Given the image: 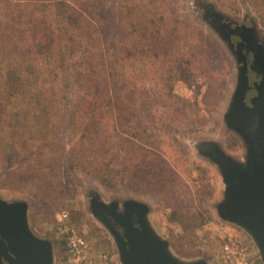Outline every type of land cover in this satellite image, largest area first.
<instances>
[{
  "label": "trees",
  "instance_id": "obj_1",
  "mask_svg": "<svg viewBox=\"0 0 264 264\" xmlns=\"http://www.w3.org/2000/svg\"><path fill=\"white\" fill-rule=\"evenodd\" d=\"M248 1L264 26V0ZM188 27L168 0H0L3 186L22 183L38 195L72 171L119 183L105 155L123 146L111 147L109 132L155 145L144 137L155 125L154 116L146 119L153 91L140 74L152 75L157 99L170 108L202 61ZM13 162L25 165L10 169Z\"/></svg>",
  "mask_w": 264,
  "mask_h": 264
},
{
  "label": "rangeland",
  "instance_id": "obj_2",
  "mask_svg": "<svg viewBox=\"0 0 264 264\" xmlns=\"http://www.w3.org/2000/svg\"><path fill=\"white\" fill-rule=\"evenodd\" d=\"M168 1L188 23L187 40L199 46L197 50L202 61L189 81L177 87L178 97L173 105L170 101V108H164L157 99L160 92L152 85V75L142 71L139 84L153 91L149 95L150 105L154 106L146 119L156 118L154 127L150 126L144 137L150 138L155 145L124 131L116 137L109 132L110 146L115 141L123 146L120 153L115 154L110 149L105 155L110 158L107 162L113 169L120 172L119 183L105 186L91 173L72 171L63 175L58 187H47L44 193L39 191L37 195L22 183L3 186L4 173L0 167V197L27 203L29 225L38 236L53 243L56 264H69L66 261L69 233L63 231L65 227L73 228L88 241L94 258L104 254L110 264H121L113 236L91 206L92 193L105 202L127 199L145 202L150 207L152 225L183 258L205 257L218 264L217 256L230 236L251 245L257 253L243 229L219 216L217 204L223 197L225 183L219 167L199 153L197 143L217 141L228 154L239 160L244 159L247 151L242 136L230 129L225 121L238 84L239 65L221 29L208 20L210 13L205 6L210 5L226 20L253 24L264 37L261 16L248 0ZM181 32L183 35L184 31ZM182 35L180 43L184 42ZM212 43L214 48L209 49ZM62 138L64 144H71L72 137L68 134L64 133ZM139 150L148 156L147 159L140 158ZM134 163L139 164L141 172L132 170ZM24 165L13 162L10 169Z\"/></svg>",
  "mask_w": 264,
  "mask_h": 264
},
{
  "label": "water",
  "instance_id": "obj_3",
  "mask_svg": "<svg viewBox=\"0 0 264 264\" xmlns=\"http://www.w3.org/2000/svg\"><path fill=\"white\" fill-rule=\"evenodd\" d=\"M241 62L225 121L244 139V159L228 154L213 140L201 141L197 148L219 167L225 183L217 204L219 216L250 236L264 264V71L250 67L244 57ZM98 205L103 212L99 219L116 242L121 264H213L205 257L177 255L152 225L145 202L101 200ZM93 210L97 215V207ZM0 264H56L53 243L31 229L24 201L0 197Z\"/></svg>",
  "mask_w": 264,
  "mask_h": 264
},
{
  "label": "flooded vegetation",
  "instance_id": "obj_4",
  "mask_svg": "<svg viewBox=\"0 0 264 264\" xmlns=\"http://www.w3.org/2000/svg\"><path fill=\"white\" fill-rule=\"evenodd\" d=\"M204 6V5H202ZM209 9V21L213 24L221 26V32L226 41L230 44L233 52L234 60L237 61L238 65L242 58L246 59L250 67L255 66L259 71H264V37L261 36L258 30L253 24L238 23L226 20L220 14L213 11L210 5L205 6ZM262 74V72H260ZM92 208L97 207V216L103 217L102 208L99 207L100 197L92 193L90 196Z\"/></svg>",
  "mask_w": 264,
  "mask_h": 264
},
{
  "label": "built area",
  "instance_id": "obj_5",
  "mask_svg": "<svg viewBox=\"0 0 264 264\" xmlns=\"http://www.w3.org/2000/svg\"><path fill=\"white\" fill-rule=\"evenodd\" d=\"M69 233L67 243V259L69 264H110L107 255L94 258L90 252V244L73 228L65 227ZM253 247L235 236H230L222 245L218 254V264H260Z\"/></svg>",
  "mask_w": 264,
  "mask_h": 264
},
{
  "label": "crops",
  "instance_id": "obj_6",
  "mask_svg": "<svg viewBox=\"0 0 264 264\" xmlns=\"http://www.w3.org/2000/svg\"><path fill=\"white\" fill-rule=\"evenodd\" d=\"M258 261H259V258H258ZM259 263H260V261H259Z\"/></svg>",
  "mask_w": 264,
  "mask_h": 264
}]
</instances>
